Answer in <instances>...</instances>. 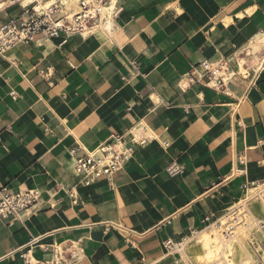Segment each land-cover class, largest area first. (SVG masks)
Wrapping results in <instances>:
<instances>
[{
    "label": "crops",
    "instance_id": "crops-1",
    "mask_svg": "<svg viewBox=\"0 0 264 264\" xmlns=\"http://www.w3.org/2000/svg\"><path fill=\"white\" fill-rule=\"evenodd\" d=\"M118 5L112 32L39 35L0 56V188L40 192L19 217H0V264H23L30 249L36 262L181 264L166 240L209 227L264 180V68L248 54L264 0ZM20 11L7 4L0 23ZM204 60H229L236 75L209 87ZM114 134L146 141L112 180L86 184L70 148Z\"/></svg>",
    "mask_w": 264,
    "mask_h": 264
},
{
    "label": "built area",
    "instance_id": "built-area-1",
    "mask_svg": "<svg viewBox=\"0 0 264 264\" xmlns=\"http://www.w3.org/2000/svg\"><path fill=\"white\" fill-rule=\"evenodd\" d=\"M8 1V0H3ZM113 0H79V10L74 14L72 20L62 11L61 4L54 3L45 8L42 12L36 9L34 3L23 5L20 0H9L8 5L19 4L20 13L0 23V56H3L10 48L19 44H28L39 35L46 38L60 37L61 33L66 34L63 43L75 33H83L101 26L103 15L106 8H110ZM115 5L111 8L112 17H117L122 11V7ZM202 77L207 86L217 88L223 83L232 79L236 73L229 69V60L221 63H214L208 60L201 62ZM260 69V68H259ZM228 75V80L224 74ZM146 139L137 138L134 134L128 137L127 134H114L107 141L100 144L93 150H86L81 146L70 148V156L74 164V171L78 175L84 176L86 184H91L100 178H106L109 181L119 172L135 152L136 144H144ZM170 174L174 175L180 171V168L171 165L168 168ZM256 190L249 197H242L232 206H230L222 217L211 216L210 224H214L221 229V235L225 239H231L236 234L237 228L245 222L246 204L255 198L261 196L264 199V180L253 181L250 186ZM248 187H246L247 189ZM245 189V190H246ZM73 202L76 203V196L70 191ZM244 196V195H243ZM40 198V192L37 189L13 191L8 186L0 188V217L8 218L10 216L19 217L30 206L35 204ZM210 221V220H209ZM264 225V222L263 224ZM37 241V238L31 240V245ZM181 243H175L168 239L165 246L168 251H177L180 253ZM263 244V243H262ZM258 240L251 242V247L257 250ZM31 249L23 253V264H32L29 254ZM260 254L259 251H257ZM53 259L48 261H38L37 264H62L64 259L60 256L62 253H55ZM59 255V256H58Z\"/></svg>",
    "mask_w": 264,
    "mask_h": 264
},
{
    "label": "bare ground",
    "instance_id": "bare-ground-1",
    "mask_svg": "<svg viewBox=\"0 0 264 264\" xmlns=\"http://www.w3.org/2000/svg\"><path fill=\"white\" fill-rule=\"evenodd\" d=\"M20 1L23 5H27L29 3H35L36 0ZM78 1L79 0H39V2L36 3V9L42 12L50 5L58 3L61 4L62 11L72 20L74 14L79 10ZM115 2L116 0H113L111 7L105 9L101 26L92 29L90 32L97 31V29L99 32L111 31L113 28V17L110 9L114 7ZM7 4H9V0H0V9H3ZM90 32L86 31L83 33L86 36ZM248 47L250 48L248 52L250 60L253 63L258 61L259 64H261V69H263L264 60L262 63L260 62L262 57L260 59L258 53L264 50V31L257 33L248 42ZM245 61L243 57L239 58L238 64L240 73L247 76L248 72L244 67ZM221 74H224L226 80L228 79V75L225 72ZM143 129V127L136 129L137 136H139V133L142 132ZM253 192H256V190L249 187L246 189L244 197H249ZM245 209L247 211L245 222L237 228L236 234L231 239L222 237L221 229L214 224H210L209 227H204L200 230H195L192 236L186 237L179 246V250L183 255L184 264H264L263 239L259 237L261 236L264 238V225H262L264 222L263 197L255 196V198H251L246 204ZM254 239L258 240L260 249H251V242ZM174 249L176 250V248ZM257 251H262V254H258ZM29 258L32 264L38 263L32 255H29ZM259 260H261V262Z\"/></svg>",
    "mask_w": 264,
    "mask_h": 264
},
{
    "label": "rangeland",
    "instance_id": "rangeland-1",
    "mask_svg": "<svg viewBox=\"0 0 264 264\" xmlns=\"http://www.w3.org/2000/svg\"><path fill=\"white\" fill-rule=\"evenodd\" d=\"M255 232H256V230H255ZM261 239H263V245H264V238L263 237H261V236H259ZM253 238H254V236H253ZM254 240H257V239H254ZM253 240V241H254ZM250 247V246H249ZM251 249H253L252 247H251ZM260 249V248H259ZM252 251V250H251ZM261 254H262V251H259ZM254 253V252H253ZM258 258V257H257ZM260 262H261V260H259ZM181 264H184V260H182V263Z\"/></svg>",
    "mask_w": 264,
    "mask_h": 264
}]
</instances>
